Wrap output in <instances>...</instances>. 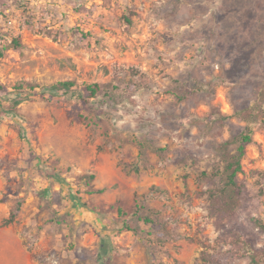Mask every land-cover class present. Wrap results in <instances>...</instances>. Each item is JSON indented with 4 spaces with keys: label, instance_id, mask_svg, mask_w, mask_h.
<instances>
[{
    "label": "rangeland",
    "instance_id": "374dc122",
    "mask_svg": "<svg viewBox=\"0 0 264 264\" xmlns=\"http://www.w3.org/2000/svg\"><path fill=\"white\" fill-rule=\"evenodd\" d=\"M67 80L107 89H48ZM247 126L222 222L217 145ZM0 203L39 264H250L233 239L264 245V0H0Z\"/></svg>",
    "mask_w": 264,
    "mask_h": 264
},
{
    "label": "trees",
    "instance_id": "16d2710c",
    "mask_svg": "<svg viewBox=\"0 0 264 264\" xmlns=\"http://www.w3.org/2000/svg\"><path fill=\"white\" fill-rule=\"evenodd\" d=\"M14 43L19 44V40L14 38ZM27 86L24 81H21L15 87L16 90H22ZM73 81H59L51 85L48 89L57 92L59 89H65V93L69 98H83L85 100L96 98L101 90H106L107 87L98 83L86 85L87 93L79 95L73 88ZM109 86V84H108ZM4 97L12 101V106L17 107L21 102V98H15L8 91L1 92ZM251 106L243 107L238 110L239 116L246 120H250L253 112ZM253 140V129L247 126L244 130L237 133L233 138L223 141L217 145V152L220 163L219 168L212 176H219L220 186L208 190L211 210L214 216H217L222 222H232L238 217L239 209L243 204L244 186L239 180V175L244 172L243 158L246 154L248 144ZM205 175L208 173L205 172ZM51 181L55 177V173L47 175ZM49 190V189H47ZM72 201L77 205L81 197L71 193ZM19 210L12 211L10 216L4 220L3 224L8 225L17 221ZM256 225L264 230V221L254 219ZM233 252L238 257L248 256L250 264H264V245L254 247L250 241L242 236H235L233 239ZM34 258H38L37 252H33ZM201 264H225L221 259L212 255V253L204 252Z\"/></svg>",
    "mask_w": 264,
    "mask_h": 264
},
{
    "label": "crops",
    "instance_id": "0c3cea01",
    "mask_svg": "<svg viewBox=\"0 0 264 264\" xmlns=\"http://www.w3.org/2000/svg\"><path fill=\"white\" fill-rule=\"evenodd\" d=\"M9 209L0 203V222L7 217ZM0 264H39L31 252L20 243L16 233L0 225Z\"/></svg>",
    "mask_w": 264,
    "mask_h": 264
},
{
    "label": "built area",
    "instance_id": "2783aa9c",
    "mask_svg": "<svg viewBox=\"0 0 264 264\" xmlns=\"http://www.w3.org/2000/svg\"><path fill=\"white\" fill-rule=\"evenodd\" d=\"M9 24L13 27H16V19L14 17H10Z\"/></svg>",
    "mask_w": 264,
    "mask_h": 264
}]
</instances>
